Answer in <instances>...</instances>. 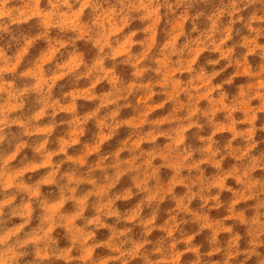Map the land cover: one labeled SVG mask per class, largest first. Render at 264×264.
Listing matches in <instances>:
<instances>
[{
  "label": "clouds",
  "instance_id": "clouds-1",
  "mask_svg": "<svg viewBox=\"0 0 264 264\" xmlns=\"http://www.w3.org/2000/svg\"><path fill=\"white\" fill-rule=\"evenodd\" d=\"M0 264H264V0H0Z\"/></svg>",
  "mask_w": 264,
  "mask_h": 264
}]
</instances>
